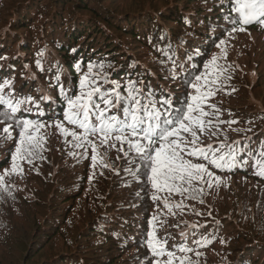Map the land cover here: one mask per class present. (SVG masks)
<instances>
[{
	"label": "trees",
	"instance_id": "1",
	"mask_svg": "<svg viewBox=\"0 0 264 264\" xmlns=\"http://www.w3.org/2000/svg\"><path fill=\"white\" fill-rule=\"evenodd\" d=\"M6 2L0 0V58H7L0 59V81L10 78L17 92L33 98L43 86L51 94L50 102L42 104L45 115L36 116L35 109L22 115L47 124H53L54 118L62 119L64 108L53 87L57 64L62 66V79L70 91L78 89L79 75L91 63L96 73L109 79L123 82L143 74L153 86L171 88L182 98L185 88L163 78L162 56L153 44L163 47L167 41L161 42L160 35L170 37L173 49L181 44L178 56L203 71V64L213 54L222 55L207 30L216 23H226L221 17L230 7L228 0L223 8L219 0H15L5 14ZM242 37L247 40L244 44ZM197 46L201 55L187 61L185 51L194 52ZM226 47V59L218 61L227 69L221 77L225 86L208 103L220 109V119L238 121L232 128L240 131L220 125L221 140L227 135L229 142H243L249 136L256 147L264 141V27L249 26L246 32L236 33ZM41 51L45 52L44 71L35 65ZM76 64L82 69H76ZM229 75L231 80H224ZM249 127L252 132L245 131ZM40 135L46 137L41 158L31 164L18 160L20 169L15 173L11 172L10 156L18 130L14 139L0 140V175L9 170L0 187V264L163 262L166 257H153L145 243L153 229L149 223L153 214L157 216L156 237L166 239V247L173 251L182 243L193 246L191 232L186 241L179 234L185 225L175 228L174 224L206 225L197 230L196 237L210 236L208 246L199 249L198 258L189 254L195 264H264V178L255 175L251 162L247 168L232 172L209 165L220 177L219 186L205 184L198 199L184 200L189 208L183 214L173 209V216L146 194L136 197L141 185L130 178L126 181L123 153L113 149L105 156L101 148L102 155L93 169L91 148L88 159L74 158L68 155L72 149L54 126H46ZM201 141L214 146L219 142L209 134L201 136ZM105 161L120 174L103 168ZM93 171L96 175L90 183ZM125 182L131 186L125 187ZM160 195L168 197L166 192ZM170 199L176 203L182 197L173 194ZM195 211L203 215L196 216Z\"/></svg>",
	"mask_w": 264,
	"mask_h": 264
},
{
	"label": "snow or ice",
	"instance_id": "2",
	"mask_svg": "<svg viewBox=\"0 0 264 264\" xmlns=\"http://www.w3.org/2000/svg\"><path fill=\"white\" fill-rule=\"evenodd\" d=\"M224 3L225 0H219L222 8ZM228 3L230 7L221 17L226 23H216L215 27L207 30L214 47L220 49L222 55L213 54L203 64V71L194 63L186 64L185 59L178 56L181 44L178 43L176 49H173L170 37L160 35L161 42L167 41L163 47L153 44L162 56L159 63L165 73L163 78L185 88L182 98L177 97L171 88L153 86L143 74H137L135 78L129 76L123 82L109 79L107 75L96 73L95 66L91 63L87 65V71L79 75L78 89L70 91L62 79V66L57 64L53 87L57 88V98L64 104V108L62 119L54 118L53 124H47L46 121L22 115L32 113L34 109L36 116L45 115L42 104L50 102L51 94L43 86L39 89L38 96L33 98L31 94L17 92L10 78L0 81V124L4 125L0 128V140L14 139L13 133L18 130V139L10 156L11 172L15 173L20 169L18 160L31 164L34 159L41 158L46 137L40 133L46 126H54L72 149L69 156L88 159V149L91 148L93 169L98 164V157L102 155L101 148L105 150V156L107 151L113 149L123 153L126 181L130 178L133 183L141 185V189L135 193L136 197L146 194L154 204L162 203L173 216L176 215L173 209H179L183 214L184 209L189 208L184 200H197L204 192L205 184L209 188L214 182L219 186L220 177L210 170L209 165L220 171L232 172L247 168L251 162L255 175L264 178V141L253 147L249 136L243 142H229L227 135L221 140L220 125L226 124L232 131H240L232 128L238 121L234 118L220 119V109L215 104L208 103L225 86L221 77L227 69L218 61L226 59L228 42L236 33L246 32L249 26L255 24L264 27V0H228ZM186 24L191 26L188 20ZM217 31L220 35H216ZM194 55H201L198 46L194 52L185 51L187 61H192ZM44 56L45 52L41 51L35 61L40 71H44ZM99 67L102 69L104 66ZM75 68L82 69V65L76 64ZM29 78L35 79L31 76ZM231 78L229 75L224 80ZM65 124L72 128L65 127ZM245 131L252 132L253 129L249 127ZM205 134L217 137L219 142L215 146L212 143L204 145L201 136ZM68 137H71L70 141ZM81 149L83 152L79 151ZM120 158L118 155L117 159ZM102 167L113 169L106 161ZM113 170L117 175L120 174L119 169ZM103 174L101 171L100 175ZM8 175L9 170L5 169L0 175V187L4 186ZM95 175L96 172L93 171L89 176L90 183ZM124 186L131 185L125 182ZM164 192L168 193V197H161L160 193ZM173 194L182 199L173 203L170 199ZM199 203L203 204L204 200L199 199ZM194 214L203 215L199 211ZM208 215L211 216V212ZM156 221L157 216L153 214L149 221L153 229L147 233L145 243L153 257H166V260L162 262L155 259L150 264H195L189 254L194 253L198 258L201 255L199 249L208 246L210 236L196 237L197 230L206 225L183 221L174 224L175 228L185 225L179 234L186 241L191 232L193 246L182 243L173 251L166 247V239L156 237Z\"/></svg>",
	"mask_w": 264,
	"mask_h": 264
},
{
	"label": "rangeland",
	"instance_id": "3",
	"mask_svg": "<svg viewBox=\"0 0 264 264\" xmlns=\"http://www.w3.org/2000/svg\"><path fill=\"white\" fill-rule=\"evenodd\" d=\"M8 1H9V3L6 2V5H5V6H7V8H6V10H5V14H8L7 12H8V10L10 9L11 4H12L15 0H8ZM246 41H247V40H246L245 37H242V38H241V42H242L243 44H244ZM261 47H263V43H262V42H261ZM243 50H245V45L243 46ZM246 61H247V60H246ZM246 61L244 62V63H245V66H246ZM252 77H253V80H255V75L252 74ZM256 104H258V103H256Z\"/></svg>",
	"mask_w": 264,
	"mask_h": 264
},
{
	"label": "bare ground",
	"instance_id": "4",
	"mask_svg": "<svg viewBox=\"0 0 264 264\" xmlns=\"http://www.w3.org/2000/svg\"><path fill=\"white\" fill-rule=\"evenodd\" d=\"M17 76V75H16Z\"/></svg>",
	"mask_w": 264,
	"mask_h": 264
}]
</instances>
